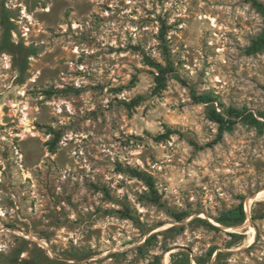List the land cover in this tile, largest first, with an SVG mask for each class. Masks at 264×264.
<instances>
[{"label":"rangeland","instance_id":"1","mask_svg":"<svg viewBox=\"0 0 264 264\" xmlns=\"http://www.w3.org/2000/svg\"><path fill=\"white\" fill-rule=\"evenodd\" d=\"M263 28L252 0H0V264H264V126L214 144L194 97L264 110Z\"/></svg>","mask_w":264,"mask_h":264},{"label":"trees","instance_id":"2","mask_svg":"<svg viewBox=\"0 0 264 264\" xmlns=\"http://www.w3.org/2000/svg\"><path fill=\"white\" fill-rule=\"evenodd\" d=\"M253 5L257 8L259 12L264 17V3L259 2L258 0H252ZM7 10L5 13L7 14ZM6 29L11 34V30L14 28V24L5 17ZM13 44V42H10ZM264 49V28L262 33L252 42V44L247 48V52L249 54H255ZM147 63L151 66L155 67L158 71V75L155 78L157 82V86L155 88L156 92L161 91L165 88L167 84L168 74L173 70L172 66H163L159 62H155L150 57H146ZM197 102L205 103L208 109V118L213 122L217 123L219 126V130L217 133V138L213 142L214 144L221 141L226 132H231L235 129L236 125L239 122H245L247 124L258 127L260 130L264 126V121L259 117L264 118V110L259 111L257 114L251 111L247 106L237 107L234 105H229L225 107L223 103H219L221 110L217 108L215 105V101L218 98L211 92L203 93L199 96H194ZM56 141L59 139L60 134L56 133ZM56 141L48 142L50 145L49 148L52 152L56 151ZM131 173L133 176L138 177L139 179L145 181V183L151 188L152 192L155 194L156 201H159L156 190V182L152 175L147 173L144 170L140 169H132ZM182 216L184 214H181ZM182 216H178L181 218ZM247 219V214L245 210L244 201H242L236 208L230 209L228 211L222 212L221 216L217 218V222H219L223 226H238L242 225ZM210 227L214 229H219V226L206 222ZM213 253V249L211 250Z\"/></svg>","mask_w":264,"mask_h":264},{"label":"bare ground","instance_id":"3","mask_svg":"<svg viewBox=\"0 0 264 264\" xmlns=\"http://www.w3.org/2000/svg\"><path fill=\"white\" fill-rule=\"evenodd\" d=\"M264 192V190H261V191H259L255 196H251L250 197V201L251 200H253L254 198H257V197H259V195H261L262 193ZM261 198V197H260ZM249 200V199H248ZM248 200H247V203H246V210H248V207H249V204H248ZM252 204V203H251ZM251 210V209H250ZM248 221L249 220H247V223H248ZM218 224V223H217ZM225 228H228V229H231V228H229V227H225ZM167 259V258H166ZM165 263V262H164Z\"/></svg>","mask_w":264,"mask_h":264}]
</instances>
